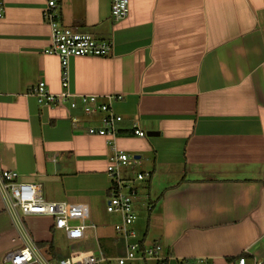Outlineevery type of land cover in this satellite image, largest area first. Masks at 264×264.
I'll return each mask as SVG.
<instances>
[{
	"label": "crops",
	"instance_id": "0c3cea01",
	"mask_svg": "<svg viewBox=\"0 0 264 264\" xmlns=\"http://www.w3.org/2000/svg\"><path fill=\"white\" fill-rule=\"evenodd\" d=\"M4 2L0 166L41 183L48 202L88 204L95 229L71 242L50 216L16 218L0 191V264L30 243L55 261L122 256L126 242L113 229L121 218L106 212L109 148L88 132L99 118L30 95L39 82L63 91L60 59L43 53L45 0ZM58 22L112 43L107 58L69 59L68 91L117 98L115 145L131 160L117 175L141 174L149 185L140 241L160 244L166 264L264 260V0H130L118 22L111 0H60ZM134 123L145 137L133 135Z\"/></svg>",
	"mask_w": 264,
	"mask_h": 264
},
{
	"label": "built area",
	"instance_id": "2783aa9c",
	"mask_svg": "<svg viewBox=\"0 0 264 264\" xmlns=\"http://www.w3.org/2000/svg\"><path fill=\"white\" fill-rule=\"evenodd\" d=\"M60 0H45L43 18L50 28V43L44 48L46 55H55L60 59V82L63 91L53 94L47 89L45 82H39L30 91L39 104L55 109L66 107L71 111H80L86 116L99 118L97 126L88 129L89 134L106 138L109 148V164L107 173L113 181L111 196L106 201V212L117 214L121 223L114 226L117 236L125 240V253L122 256L109 258L104 255L96 257L92 252L80 253L59 260L46 258L40 250L30 243L23 248L5 254L6 264H166L169 253L160 244L151 246L142 245L141 241L130 244L127 240L135 238L132 226L135 223L134 195L137 190L130 185V180L118 177L121 166L131 164L128 154L119 150L115 141L123 131L124 116L114 107L115 96H105L100 100L97 95H74L68 91L69 75L68 61L71 57L107 58L112 52L110 40L98 37L92 33H81L71 28L61 27L58 22ZM130 0H111V15L115 22L125 19L129 14ZM5 2L0 0V23L5 18ZM74 120V117L72 118ZM133 135L145 137V131L139 124L134 123L130 128ZM53 162H56L53 159ZM1 164V158H0ZM146 176L138 174L137 179L143 180ZM126 189L128 193H123ZM0 191L10 201V211L21 220L26 216H50L54 219V227L62 230L71 242H78L85 238L86 230L95 229L89 224L90 209L85 203L72 204L65 201L48 202L42 196V184L39 182L21 181L20 174L13 170L3 169L0 166ZM183 264H204L203 260L194 263L184 261ZM237 264H264V260L249 259L241 255Z\"/></svg>",
	"mask_w": 264,
	"mask_h": 264
},
{
	"label": "rangeland",
	"instance_id": "374dc122",
	"mask_svg": "<svg viewBox=\"0 0 264 264\" xmlns=\"http://www.w3.org/2000/svg\"><path fill=\"white\" fill-rule=\"evenodd\" d=\"M125 170V168H123ZM129 171H132V168L129 167L128 169ZM127 180H130V185L132 187L137 188V194L134 195V200H133V207L135 209V216H136V220L134 223V231L136 234L135 238H129L128 242L130 244L138 242L140 240L143 239L144 237V233L146 232V224H147V207H148V203H149V198H148V194H149V185L147 183V180L145 181H140L136 178V176L131 175L130 172H126L125 174ZM134 178H136V181H134ZM134 181V182H133ZM123 193H128L126 189L122 190ZM152 199H155L152 196ZM133 227V226H132ZM64 238V236H61ZM146 246H150L151 244H149V242H147L146 240ZM72 249V248H71ZM97 258L100 257L102 254L100 255H96L94 254ZM132 264H136V263H132ZM148 264H155L154 262H148Z\"/></svg>",
	"mask_w": 264,
	"mask_h": 264
},
{
	"label": "trees",
	"instance_id": "16d2710c",
	"mask_svg": "<svg viewBox=\"0 0 264 264\" xmlns=\"http://www.w3.org/2000/svg\"><path fill=\"white\" fill-rule=\"evenodd\" d=\"M144 242H145V241L143 240V241H142V245H144ZM246 257H247V256H246ZM247 258H249V257H247ZM194 261H195V260H189V261H186V262H188V263H194Z\"/></svg>",
	"mask_w": 264,
	"mask_h": 264
}]
</instances>
